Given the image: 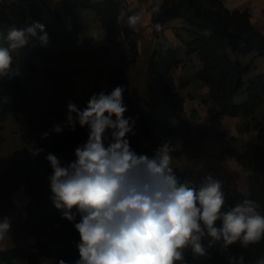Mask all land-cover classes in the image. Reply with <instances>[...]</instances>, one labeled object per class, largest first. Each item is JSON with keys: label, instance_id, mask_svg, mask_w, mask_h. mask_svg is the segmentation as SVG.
Instances as JSON below:
<instances>
[{"label": "clouds", "instance_id": "9594fccd", "mask_svg": "<svg viewBox=\"0 0 264 264\" xmlns=\"http://www.w3.org/2000/svg\"><path fill=\"white\" fill-rule=\"evenodd\" d=\"M124 17L122 10L117 22ZM140 20L139 15L127 18L130 27ZM6 40L7 46H0V78L13 74V53L34 46L33 41L47 45L49 37L45 26L33 21L9 29ZM123 93L124 88L117 86L110 94H94L84 110L69 102L66 123L50 130L74 131L77 123L89 129L87 142L75 150L74 162L62 166L56 155L45 157L52 169L48 179L55 208L68 221L76 220L74 208L80 214L74 224L80 238L76 264H186V248L203 257L217 242L222 241V249L237 241L244 248L260 242L264 215L254 201L245 199L224 211L221 182L211 174L198 188L180 183L173 172L170 142L163 143L152 158L130 148L126 136L133 132L135 121L124 117ZM43 151L36 148L31 154ZM11 228L8 217L0 220V240ZM206 237L210 238L207 248L202 243ZM229 264H245V257H230ZM255 264H264V257Z\"/></svg>", "mask_w": 264, "mask_h": 264}, {"label": "trees", "instance_id": "16d2710c", "mask_svg": "<svg viewBox=\"0 0 264 264\" xmlns=\"http://www.w3.org/2000/svg\"><path fill=\"white\" fill-rule=\"evenodd\" d=\"M44 4L42 0H14L3 6L0 10V46H7L9 29L26 27L31 24V20H42L48 41H68L82 30V11L92 9L100 19L106 42H116L123 37L129 48L128 62L136 61L138 51L136 41L131 37L132 27L127 22L129 12L119 0H61L54 8L45 7ZM122 10L125 17L117 22ZM44 12L47 13L48 20L43 19ZM174 18L182 19L188 27L186 30L189 38L184 42L186 53H197L203 63L201 78L209 87L212 102L208 109L210 119L216 122L225 115L236 116L241 119L238 132L251 129L257 133L255 142L246 150H236L230 145L231 138L223 150L225 156L234 158L246 171L247 184L244 190L236 192H231L222 185L225 199L222 210H229L249 199L259 205L257 211L264 215V72L244 81L253 68V60L243 65L227 52L240 56L250 53L264 56V33L252 25L247 9L230 10L221 0H163L152 17L154 36L159 37L164 23ZM32 43L34 46H26L16 53H42L41 45L36 41ZM179 63L178 50L172 47H159L149 56L148 75L161 88L164 100L172 106L175 121L160 118L152 112H145L135 119L133 132L126 139L129 140L130 148L138 155L152 158L161 145L162 136L176 135L185 139L190 131V123L182 108L183 98L174 91L172 69ZM24 97L25 88L14 72L10 77L0 78L2 114L17 113ZM123 104L127 108L125 114L131 116V100H123ZM83 144V136L76 139L65 136L54 143L49 153L56 156L68 153V157L74 162L75 150ZM173 172L180 183H184L192 174L191 170L174 167ZM191 185L198 188L201 183ZM72 211L76 213L74 222L64 219L58 209H50L52 221L61 225L68 235L66 239L51 240L58 243L56 249L48 241L0 249V263L13 264L23 260L26 264H40L41 258H54V264H59L61 260L65 264H76L80 259L77 247L80 241L76 238L78 232L74 224L79 222L80 214L75 208ZM217 226H220L219 221ZM208 239L210 238L206 237L202 241L206 248ZM221 245L222 241L207 248V255L203 257L194 256L191 249L186 248L184 260L186 264H229L230 257L238 258L243 255L245 264H255L264 257V238L246 248L239 241L227 249H222Z\"/></svg>", "mask_w": 264, "mask_h": 264}, {"label": "rangeland", "instance_id": "374dc122", "mask_svg": "<svg viewBox=\"0 0 264 264\" xmlns=\"http://www.w3.org/2000/svg\"><path fill=\"white\" fill-rule=\"evenodd\" d=\"M11 1L14 0H0V10ZM119 1L126 8L122 0ZM38 4L43 6L40 1ZM43 19H49L46 12ZM131 37L135 39L134 31ZM106 46L102 42L99 48L76 53L75 42L58 39L41 46L40 54L31 51L13 53L12 68L15 74L18 72L16 75L25 88V97L17 113L2 114L0 111V220L8 217L12 224L11 231L0 240L1 247L48 241L56 249L58 243L51 240L68 237L65 229L50 217V209L55 208L48 179L52 169L45 157L54 143L65 136L75 139L83 136L86 143L89 129L77 123L74 131L70 127H64L60 134L50 130L66 123L69 102L84 110L94 94H110L117 86L124 88L123 100L129 98L126 78L120 74L127 59L121 57L118 61H109ZM227 52L233 59L244 62L243 56ZM251 77L245 76L244 81ZM124 117L135 120L138 114L133 109L131 116L124 114ZM45 132H50L47 138H43ZM107 135L110 138L111 130ZM230 138V145L236 150H246L241 148L243 145L239 139ZM36 148L44 151L33 156L32 150ZM68 156V153L57 155L62 166L72 162ZM184 182L200 184L203 180L190 175ZM59 211L62 214V210ZM76 238L80 241L79 234ZM54 262V258L41 260V264Z\"/></svg>", "mask_w": 264, "mask_h": 264}, {"label": "crops", "instance_id": "0c3cea01", "mask_svg": "<svg viewBox=\"0 0 264 264\" xmlns=\"http://www.w3.org/2000/svg\"><path fill=\"white\" fill-rule=\"evenodd\" d=\"M45 7L54 8L61 0H42ZM93 2L101 0H92ZM163 0H122L129 12V16L139 15L141 20L132 30L134 31L138 56L134 63H128L129 48L120 37L116 42H106L105 31L101 27L100 19L92 9L82 11V30L74 38L68 40L75 42L77 52L87 53L94 47L99 48L101 43L108 46L109 61H118L126 57L127 64L121 69L124 76L126 95L132 102V110L138 117L145 112L175 121L172 106L164 100L161 88L155 84L148 75V60L151 52L159 47H172L178 49L180 63L172 69L174 91L183 98L182 108L185 118L190 123V131L185 139L176 135H165L161 138V145L169 143L173 147L172 167L181 170H191L192 174L203 180L211 174L219 180L221 185L229 191H242L247 184V174L242 166L231 157L224 155L223 150L230 137L239 139L243 149H247L256 140V131L247 129L238 132L241 119L236 116L225 115L213 122L208 114L212 106L209 87L201 78L203 63L197 53H186L184 42L188 40L187 25L180 18L166 21L159 37L154 36L152 17L159 9ZM230 10L247 9L250 21L254 27L264 33V0H221ZM48 20V19H47ZM243 65L253 60V68L249 76L264 72V56H255L250 53L242 57ZM242 60V61H243ZM127 66V67H126ZM160 145V146H161ZM37 242V241H35ZM26 242L16 246L27 245ZM13 246V247H16ZM11 247H1L8 249ZM45 258L40 259L41 260ZM23 263V260L13 264Z\"/></svg>", "mask_w": 264, "mask_h": 264}, {"label": "built area", "instance_id": "2783aa9c", "mask_svg": "<svg viewBox=\"0 0 264 264\" xmlns=\"http://www.w3.org/2000/svg\"><path fill=\"white\" fill-rule=\"evenodd\" d=\"M156 153V152H155Z\"/></svg>", "mask_w": 264, "mask_h": 264}]
</instances>
